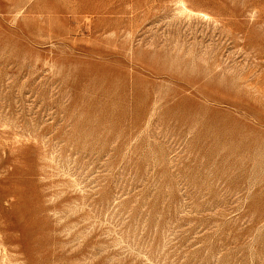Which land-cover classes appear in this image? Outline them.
<instances>
[{
  "label": "rangeland",
  "instance_id": "rangeland-1",
  "mask_svg": "<svg viewBox=\"0 0 264 264\" xmlns=\"http://www.w3.org/2000/svg\"><path fill=\"white\" fill-rule=\"evenodd\" d=\"M0 264H264V0H0Z\"/></svg>",
  "mask_w": 264,
  "mask_h": 264
}]
</instances>
